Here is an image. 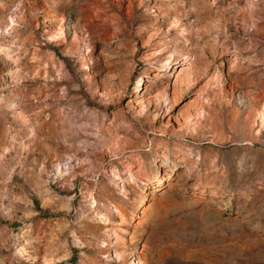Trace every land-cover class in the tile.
<instances>
[{
	"label": "rangeland",
	"instance_id": "obj_1",
	"mask_svg": "<svg viewBox=\"0 0 264 264\" xmlns=\"http://www.w3.org/2000/svg\"><path fill=\"white\" fill-rule=\"evenodd\" d=\"M0 264H264V0H0Z\"/></svg>",
	"mask_w": 264,
	"mask_h": 264
}]
</instances>
